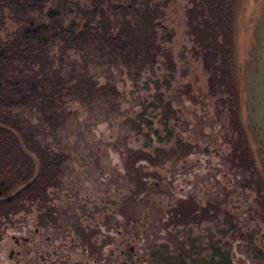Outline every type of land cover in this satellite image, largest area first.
<instances>
[{"label": "rangeland", "instance_id": "1", "mask_svg": "<svg viewBox=\"0 0 264 264\" xmlns=\"http://www.w3.org/2000/svg\"><path fill=\"white\" fill-rule=\"evenodd\" d=\"M92 1L0 0V32L6 37L19 31L30 16L37 23L47 20L52 9L73 17L91 8ZM117 3L140 11L142 26L149 11L155 17L150 31L155 62L136 80L123 68L92 67L95 80L113 83L119 98L93 111L70 102L72 115L56 131L36 110L21 112L42 147L63 152L69 160L58 186L48 189V201L26 203L25 211L0 220V264H161L162 246L174 251L178 242L188 247L192 242L203 256H209L211 245L220 246L230 251L232 264H264L262 200L250 173L232 161L239 136L229 96L223 87L210 88L201 48L189 34L187 10L193 4ZM253 6L256 12L258 5ZM239 20L243 17L236 22V46L239 32L241 39L248 34ZM178 141L190 144L192 151L181 156L186 151ZM172 147L179 156L171 160L136 163L142 188L133 179L135 171L126 168L129 151L154 154ZM191 198L203 207L218 205L221 214L169 225L171 209ZM49 210L53 221L43 217Z\"/></svg>", "mask_w": 264, "mask_h": 264}, {"label": "trees", "instance_id": "2", "mask_svg": "<svg viewBox=\"0 0 264 264\" xmlns=\"http://www.w3.org/2000/svg\"><path fill=\"white\" fill-rule=\"evenodd\" d=\"M117 1L93 0L91 8L78 10L73 17L60 9H52L47 20L37 23L30 16L19 31L6 37L0 32V124L20 135L40 165L39 175L29 188L10 201L0 202V220L25 211L26 203L39 199L48 201V189L58 186L69 160L63 152L53 154L42 147L21 112L36 110L42 121L56 131L72 115L67 111L70 102H78L93 111L96 106L119 98L120 92L113 83L100 84L95 80L91 75L92 67L123 68L136 80L155 62L156 46L154 36H150L155 17L149 11L148 20L142 26L140 11ZM190 2L193 6L187 10L189 34L201 48L204 68L210 74L209 86L213 91L223 87L229 96L233 125L239 136L232 161L250 173L264 208V178L242 120L236 60V22L243 17L245 22H239L243 24L244 33L249 32L256 8L253 5L259 6L261 0H245L242 11L240 0ZM178 145L186 151L181 156L192 151L190 144L178 141ZM176 156L179 153L174 147L158 148L154 154L130 150L125 163L129 173L135 171L133 179L140 182L136 163L145 161L159 165ZM35 170L34 160L23 151L16 136L0 128V197L25 185ZM140 183L144 188L145 184ZM52 212L49 210L43 217L53 221ZM170 212L168 224L175 226L217 219L221 214L218 205L210 202L203 207L192 198L180 200ZM190 244L188 247L187 242H178L179 249L174 251L163 245L159 261L161 264L233 263L227 249L211 245L209 256H203L202 252H196L192 242Z\"/></svg>", "mask_w": 264, "mask_h": 264}, {"label": "water", "instance_id": "3", "mask_svg": "<svg viewBox=\"0 0 264 264\" xmlns=\"http://www.w3.org/2000/svg\"><path fill=\"white\" fill-rule=\"evenodd\" d=\"M240 50H243V53L241 51L242 58L239 57ZM237 73L242 120L251 142L255 160L264 178V0H261L256 9L247 37L241 39L240 32L238 34ZM0 128L16 136L23 151L34 160L36 165L33 177L25 185L6 197H0V202H5L14 199L35 182L40 172V165L27 150L16 131L3 124H0Z\"/></svg>", "mask_w": 264, "mask_h": 264}]
</instances>
